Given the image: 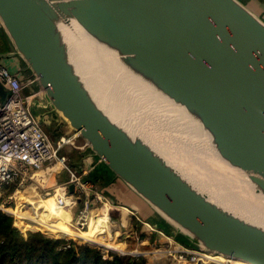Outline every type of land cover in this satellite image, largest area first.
Returning a JSON list of instances; mask_svg holds the SVG:
<instances>
[{
    "label": "water",
    "instance_id": "obj_1",
    "mask_svg": "<svg viewBox=\"0 0 264 264\" xmlns=\"http://www.w3.org/2000/svg\"><path fill=\"white\" fill-rule=\"evenodd\" d=\"M0 27L10 43L0 61L33 81L35 118L45 124L53 115L82 138L98 160L90 172L108 169L128 192L125 208L188 247L264 264V227L217 204L209 196L229 192L200 183L106 102L129 129L114 121L88 87L66 37L68 31L85 34L183 111L210 149L264 200V20L240 0H0ZM7 95L0 85V101ZM136 199L145 207L132 205Z\"/></svg>",
    "mask_w": 264,
    "mask_h": 264
},
{
    "label": "bare ground",
    "instance_id": "obj_2",
    "mask_svg": "<svg viewBox=\"0 0 264 264\" xmlns=\"http://www.w3.org/2000/svg\"><path fill=\"white\" fill-rule=\"evenodd\" d=\"M66 37H67V41L69 42V45H70V52H71L72 59L75 60L77 67L79 68V71L85 77V79L88 83L87 85H89L88 87L93 92V95L97 97V100H98L100 106L103 109H105L107 114L109 116H111V118L114 121L118 122L123 127L125 126L124 122L121 120V118H123V116L121 114L122 112L118 108L119 106L117 108L121 113L118 112L114 107H112V109L110 107H108L106 105V101L101 99L99 95H98L99 97L97 96V92H95L94 85L91 81V79H93L92 77H95V75L97 73L95 75L92 74L94 72V71L92 72L93 69L91 70V73L89 72L90 69L86 70V64H88V61H89V66H91L90 64L95 65L97 68L95 66H91V68L95 67L94 70L97 69L100 72V74L98 73V75H101L100 76L101 81L99 80L100 78L98 77V75L96 78H94L95 80H93V81H96V79H97V82H95V83L96 84L99 82L101 83L102 78H103L104 79L103 82H105L108 87L110 86L112 88L111 91L113 92V94L112 93L110 94L108 92H107V94H109L112 97H113V95H115V97H113V99L115 100V98L117 97L119 100L118 99H116V100H118L119 103H121V105L125 107V108L123 107V109H127V111H130V112L132 111L133 113L135 110H138L139 108L141 110H143L142 108H146V107L149 108L150 110L156 109V112L159 113L160 116H158L154 113H151L149 111L148 112L150 114H147V116L151 120L153 118H155L156 121L160 125H162L163 128H165L171 134L174 141L177 142V143L176 142L175 143L178 146H181L183 149H185L189 153H192L193 155L196 154L198 157H200L202 159L203 163H206L208 165L210 164L211 166H213L215 169H217L219 171L221 176L224 178L225 183L227 184L229 194L224 196L223 198H221V197L214 198L208 193L210 195L209 196L210 198H212L217 204H219L221 206L223 205L225 208H228L231 211H233L237 214H240V216L246 218V220H249L252 223H256V224H259V225L264 227V200H263V198L254 193L252 186L249 184V182L246 180L245 176L241 172L230 168L226 163H224L210 149V147L208 146L206 135L203 134V132L201 131V129L197 125H194L191 121H189V119L185 116L183 111H181L179 108L173 106L171 103L161 99L160 97L155 95V93L153 91L149 90L143 84H141L139 81L134 79L131 75H129L117 63L115 58L110 53H108L104 49L100 48L95 42H93L85 34L79 33L76 31H68L66 33ZM97 70H96V72H97ZM87 71H88V73L93 75V76L91 75V79L88 77ZM105 83H104V86H103V83H102V85L99 84V86H98V87H100L99 89H102L101 87H105ZM97 85H96V87H97ZM107 86L105 88H107ZM99 89L97 88V91ZM98 93H99V91H98ZM100 93L102 94L101 91H100ZM103 95H105L104 92L101 96H103ZM103 98H105V96H103ZM122 98H124L125 103L122 100ZM108 99H109V97H107V102L110 99L112 100L111 97L109 100ZM118 101H116V103ZM110 102L111 101H109V103ZM113 102H111V104ZM113 106H115V105H113ZM124 112H125V110L123 111V114H124ZM126 112H125L126 116L133 114V113L132 114H126ZM132 116H134V114ZM164 117H166V118L164 119ZM138 119H139V116H138ZM125 127H126V129H129V128H127V126H125ZM178 135L182 136L191 145H189L186 142L179 141L177 139ZM150 145L155 150H157L160 153V155L165 157V154L163 153V151L161 149H159L156 145L155 146L152 144H150ZM187 178L189 181L193 182V180L190 177H187ZM36 181H37L38 186L32 185V186L28 187L26 190V192L30 191V193L32 194L30 196L33 199L39 197V192H38L39 186L45 187V186H51L54 184L53 179L51 177L50 178L49 177L37 178ZM193 183L195 185L199 184L197 182H196L197 184L195 182H193ZM201 187H199V188L202 189ZM24 196L25 195H23L22 193L19 194L18 202H17L18 205H21V203H24L25 205L29 204V205H32L31 208L35 209L34 203L32 201L26 199V198L23 199ZM29 199H31V198H29ZM49 202H50L49 199H47V201L40 199L39 204L42 205L41 207H44L43 211L38 210V209H36L35 211H32V214H33L37 223H38V220H41V217L46 219V217L49 215V212H52V211L57 212V210H55V208L53 207L52 203H49ZM52 202H53V200H52ZM1 208H4V207H1ZM123 210H125V208H122V210H121L122 211V217H125L126 215H124V214H127V213H124ZM40 212H41V216H40ZM71 213H72V211H71ZM71 213L70 212L69 213H67V212L66 213H58L56 219L65 222L69 226L70 225L69 223L71 222L70 217L72 216ZM27 215H26V213H20L19 209H17L16 213H15L16 223L21 226L24 222L20 221V217L21 216H27ZM91 218H93L92 214H91ZM101 219L102 220H100V221H105V223H106L105 225H103V228L106 230L104 233H103V231H101L102 229H99V226H97L98 224L90 226V229L88 232L87 231H84V232L78 231V233H82L85 236L86 240L89 243H91L90 245H95L96 242H100L99 239L95 235V232L97 229H99L101 231V236H103V237H105V239L107 238L109 240L108 243L113 242V237H111V230L112 229L110 230V228H109L110 227L109 226V223H110L109 220H106L107 219L106 216L101 217ZM44 223H48V222H44ZM48 224H51V223H48ZM148 224H146V226L149 227L150 229H152L150 223H148ZM60 227L65 229V225L60 226ZM95 228H97V229H95ZM66 230L70 231L68 229H66ZM58 235H60V233ZM62 236H64V235H62ZM163 237L165 240H167L169 238V237L167 238L165 236H163ZM169 242L170 241H168V243ZM171 242L173 244H175L174 240H172ZM102 243H105V242H102ZM123 247H126V246L124 245ZM175 248H176V251L182 250L178 246V244H175ZM151 251H148L146 254H148V255H152V254H158L159 255L160 254L161 256L170 254V251H168L167 249L163 250L164 254H161V252L157 251V250H153L152 252ZM199 251L200 252H196L194 254V255H196V260H195L196 262L191 263V264H198V263L210 264L214 260H220L226 264H248V263H245V262H242L239 260L228 259L227 257H225L221 254H213V253H209V252L204 253L203 250H199ZM123 253H124V255L128 254L126 249L124 250ZM174 260H175V258H174ZM178 264H180V263H178Z\"/></svg>",
    "mask_w": 264,
    "mask_h": 264
},
{
    "label": "built area",
    "instance_id": "obj_3",
    "mask_svg": "<svg viewBox=\"0 0 264 264\" xmlns=\"http://www.w3.org/2000/svg\"><path fill=\"white\" fill-rule=\"evenodd\" d=\"M10 68L4 61H0V85L8 93L4 101H0V206L7 207L18 202L19 194H24L28 185L38 186L37 178L51 177L54 184L39 186V197L34 201L37 203L40 199H49L57 213L72 211L69 224L74 231H89L90 226L95 224L103 229L98 219L103 216L102 210L106 209L105 213L110 222V210L114 208V204L99 192L97 186L84 181L83 177L88 171L71 168L67 158L61 154L68 143L64 138H60L55 144L51 142L42 127L43 123L35 118L31 109V104L38 95L29 91L33 81H23L11 64ZM74 136L78 137L77 134ZM62 173L67 178L58 181ZM70 185H73L72 193L69 192ZM9 189H12V193L7 194ZM30 206L32 205L21 203L19 207H15V211L19 209L20 213H26ZM41 206L37 204L35 210L40 207L38 210L43 211L44 207ZM1 207L0 210L4 212ZM93 210L100 212L91 218ZM128 212L140 222L135 213L131 210ZM12 217L16 221V216ZM55 219L56 216L53 215L49 218L55 223L61 222ZM92 221L96 223L92 224ZM158 233L166 237L163 232ZM178 246L182 249L177 251L181 262H185L188 256L191 258L190 262H196L194 254L200 252L199 250Z\"/></svg>",
    "mask_w": 264,
    "mask_h": 264
},
{
    "label": "trees",
    "instance_id": "obj_4",
    "mask_svg": "<svg viewBox=\"0 0 264 264\" xmlns=\"http://www.w3.org/2000/svg\"><path fill=\"white\" fill-rule=\"evenodd\" d=\"M47 131L49 133L50 129ZM59 136L60 133L53 132L54 138L57 139ZM83 179L97 186L99 192L114 205L128 207V192L113 179V175L105 167H95ZM10 193L12 189L7 191V194ZM25 198L32 201L36 207L37 203L30 195L24 196ZM1 209L7 214L0 210V264H147L143 257L121 258L113 243L90 245L91 243L81 233H73L59 226L53 227L52 224L43 223L44 230L50 233L49 235L57 234L56 237L49 238L37 222L30 224L27 221L20 226L15 224L12 217L15 216V210L7 207ZM123 211L128 213L127 209ZM57 214L56 212L55 215L54 211L49 212L46 219L52 215L57 217ZM28 218L35 220L34 216ZM60 223L66 224L63 221ZM58 233L74 239L58 236ZM177 242L187 246L180 239ZM212 263L222 264V261L214 260Z\"/></svg>",
    "mask_w": 264,
    "mask_h": 264
},
{
    "label": "rangeland",
    "instance_id": "obj_5",
    "mask_svg": "<svg viewBox=\"0 0 264 264\" xmlns=\"http://www.w3.org/2000/svg\"><path fill=\"white\" fill-rule=\"evenodd\" d=\"M240 1L243 2L245 5L248 4L247 0H240ZM247 6H249V9L253 13H256L259 16L260 19L264 20V7L262 8V11H259L258 8L255 7V4H253V1H251L249 3V5H247ZM91 66H94V65H91ZM91 66L88 68V70L90 69L89 72L91 73V70L93 69L92 72L94 71L95 73L93 72L92 74L95 75L97 73L95 75V77H92L93 78L92 81H93V80H95L94 78L97 77L98 72H96V70H94L95 67L91 68ZM90 73H88V74H89V77L91 78L92 74H90ZM100 76L101 75H98L99 78H100ZM99 80L101 81V78ZM103 81H104V79L102 78V82L101 83L100 82L97 83L98 85L95 83V82H97V79H96V81H93V82L97 85V88L99 89L100 88V87H98L99 84L102 85V83H103V86H104L105 82H103ZM106 86H107V84L105 83V87ZM105 87H101L102 89L98 90L99 91V95L101 94L100 91L102 92V94L104 92L105 95H103V96H105L104 99H105L106 102H107V97H109V99L111 97L112 100L115 102L114 103L111 99L110 100L108 99L109 101L114 103V104L113 103L111 104V102L109 103V101H108L107 102L108 104L115 105L116 108L119 106L118 108L122 112V114H123L124 110L126 112L127 109H123L124 106H122L121 103H119V101H118L119 99L117 97L115 98V100L113 99V97H115V95H113V97H112L109 94H107V92L110 93V94L111 93L113 94V92L111 91L112 88L110 86L109 87L107 86V88H105ZM103 96H101V97L103 98ZM116 99H118V100H116ZM122 100L125 103L124 98H122ZM116 101H118V102L116 103ZM142 109L143 110H141L139 108L138 110H135L134 113L132 111L131 112L130 111L126 112V114H132L133 113L134 116H132L133 114L129 115V116L128 115L126 116L125 112H124L123 115H125L127 117V118L126 117L125 118L127 120L131 121L135 127H138L139 131L141 130L146 136H148L149 138L154 140L155 143H157L161 147L165 148L174 157V159L184 169H186L196 180H198L200 183L204 184L206 187H208L210 190H212L214 192H217V193H220V194H222V193L225 194L226 192L228 193L227 184L225 183L224 178L221 176V174L219 173V171L217 169H215L210 164L208 165L206 163L201 162L198 159L197 156H194L192 153L187 152L181 146H178L176 144L177 142L174 141V139L171 136V134L165 128H163V126L160 125L156 121L155 118H153L151 120L147 116V114H150L148 112V110L146 108H142ZM138 116H139L140 120L138 119ZM59 121H60L59 118H57V117L52 115V116H50V118L48 117L47 123H45V124L43 123L42 127H43L44 131L46 132V134L49 136V139L51 140L52 143L55 144L60 138H64L65 141L68 142L63 147V149L61 151V154L64 155L67 158L68 163L73 166L72 167L73 169H76V168L78 169L81 166V160L83 158L82 157V153H85L86 151H89L88 147L86 146V143L82 140V138H80L79 136L78 137L74 136L76 133L73 130H71L67 124H64L63 122H59ZM47 129L48 130L50 129L49 133H48ZM54 131L56 133H60V136L57 139L53 137V132ZM66 178H67L66 175L64 173H62L60 175L58 181H64V180H66ZM29 186L30 185H28V187ZM97 189H98V187H97ZM23 195L29 196V195H32V194L30 193V191L29 192L25 191V194H23ZM132 197H134V196L132 195ZM34 200H35V198H34ZM0 201H2V199H0ZM132 202H133L132 205H134L135 207H145V206H143V204H140V202L137 199L132 201ZM27 205H29V204H27ZM16 206L19 207L17 201H16V203L13 202V203L9 204L7 206V208H12L13 210H15ZM32 211H35V209L31 208V206H30V209H29V211L26 212V215L28 214L29 216H33ZM99 212H97L96 210H93L92 216L95 217V215L97 213H99ZM4 213H6V212H4ZM101 214L104 217L106 216V213H105L104 209L102 210ZM28 215L27 216H23V218L20 217V221L21 222H27L28 221L30 224H33L34 222H36V220L28 218L29 217ZM71 218H72V216L70 217V219ZM140 218L144 219V216L141 215ZM107 219H108V217H107ZM100 220H102L101 217L98 219V221H100ZM44 222L51 223L53 227H57V226L60 227V226H64L65 225V229H68V230H70V232H73V233H78V231H74L70 225L68 226V225L63 224V223H55V222H53V221H51L49 219L44 220L43 217H41V220H38V224H40L43 227L42 230H43L44 234L47 237H49V238H54V237H56L57 234L49 235L50 233H48V232H46L44 230V226H43ZM94 223H96V222L92 221V224H94ZM15 224H17L16 221H15ZM133 226L134 227L136 226V222H133ZM117 231H116V234L120 235V231L119 230H117ZM95 235L100 241V242H96V244H95L96 246L102 245L103 244L102 242H108L109 241L107 238L105 239V237L101 236V231L99 229L96 230ZM58 236H62V234H60ZM124 236L122 237V241L121 242H125L127 240V239H124ZM152 236L154 238L151 237V243H150L151 245L146 250V253L148 251H151V250L153 251V250H163V249H167L168 251H171V253L169 255L161 256L160 254L159 255L158 254L148 255V254H146L144 252V255H145L144 258L146 259L148 264H178V263H180V264H185V263L186 264H191V263H193V261L190 262V260H191L190 256H188L186 258L185 262H183V261L181 262V260L178 259L180 255L176 251L175 244L180 245L183 249H194V248L182 245V244H180L179 242H177L175 240H174L175 244H173L171 242L173 239L171 237H169L168 235H166V237L167 238L169 237L168 238L169 240L168 239L165 240L163 238V241H161L160 243L158 241L155 242V243H152V239H155V236L154 235H152ZM65 237H67V236H65ZM83 237L85 238L84 235H83ZM69 239H74V238L69 237ZM156 240H157V238H156ZM168 241H170V242L168 243ZM112 243L115 245V248H116L118 254H124L123 253L124 250H122V248H124V247H121V243L116 239V237H113V242ZM140 243H141L140 241L139 242L135 241L134 242V244H135L134 246H138L136 244H140ZM127 244L129 245V246H127L128 248L127 247L125 248V249L128 250V253H129L127 257L134 256V255H132V251H131L133 249V246H131L129 243H127ZM135 255H138V254H135ZM174 258H175L176 261L174 260ZM198 264H202V263H198ZM203 264H205V263H203ZM210 264H214V263L211 262ZM222 264H226V263L222 262Z\"/></svg>",
    "mask_w": 264,
    "mask_h": 264
},
{
    "label": "crops",
    "instance_id": "obj_6",
    "mask_svg": "<svg viewBox=\"0 0 264 264\" xmlns=\"http://www.w3.org/2000/svg\"><path fill=\"white\" fill-rule=\"evenodd\" d=\"M253 1V4H256L255 6L258 7L259 11H262V8L264 7V0H247L248 4ZM10 50V43L7 39V37L5 36L4 32L2 31L1 27H0V53H4V52H8ZM8 67L10 68V64H7ZM11 69V68H10ZM82 160H81V166L77 169H75L76 171H80L81 169L88 171V173L90 172V170L97 164L98 160L96 158H94L88 151H86L85 153H82ZM70 165V164H69ZM71 168L73 167L72 165H70ZM73 169V168H72ZM37 204H39V201L37 202ZM114 208H112V210H110V223H109V228L111 230V237H116V239L121 243V247H123L124 245L127 247L129 246L127 243H129L131 246H133L132 251V257H145L144 252L146 253V250L148 249V247H150V243H151V237L154 238L152 235L155 236V239H152V243L155 242H161L163 241V236L160 235L158 232H162L159 228H157L156 226L151 225L152 229H150L149 227L146 226L147 219L144 217V219H141V214L137 212L132 211L133 213L136 214V217L139 218L140 222L135 218L134 215L130 214L129 212L126 214L125 217H122V206H116L113 205ZM107 208V206L105 207ZM121 208V209H120ZM37 209H40V207H38ZM128 211L130 209L125 208ZM104 211L106 212L107 210L104 209ZM54 214L56 215V212L54 211ZM41 215V212H40ZM104 217V216H102ZM115 218V219H114ZM108 220V219H106ZM136 220V221H135ZM133 222H136V226H133ZM104 223V224H103ZM102 227L103 225H105V221H101ZM118 224V225H117ZM149 225V224H148ZM114 228V229H113ZM119 230L120 231V235L116 234V231ZM103 233L106 231L104 228L102 229ZM118 232V231H117ZM125 235V236H124ZM166 235V234H165ZM124 236V239H127L125 242H121L122 241V237ZM157 238V240H156ZM141 242L140 244H136L138 246H134V242ZM122 248V250H125V248ZM128 248V247H127ZM127 250V249H126ZM165 250V249H163ZM163 250H157L160 251L161 254H164ZM128 252V250H127ZM171 253V251H170ZM129 254V253H128ZM131 254V253H130ZM138 254V255H135ZM145 259V258H144ZM146 261V259H145ZM147 263V261H146ZM148 264V263H147Z\"/></svg>",
    "mask_w": 264,
    "mask_h": 264
}]
</instances>
